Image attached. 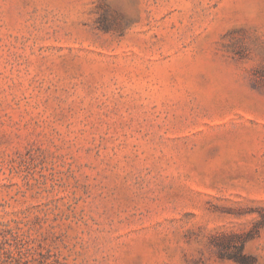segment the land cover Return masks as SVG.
Listing matches in <instances>:
<instances>
[{"label":"rangeland","instance_id":"1","mask_svg":"<svg viewBox=\"0 0 264 264\" xmlns=\"http://www.w3.org/2000/svg\"><path fill=\"white\" fill-rule=\"evenodd\" d=\"M0 264H264V0H0Z\"/></svg>","mask_w":264,"mask_h":264}]
</instances>
